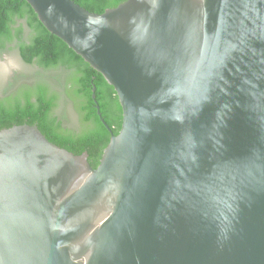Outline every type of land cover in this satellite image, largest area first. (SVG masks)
<instances>
[{"label": "water", "instance_id": "95a60500", "mask_svg": "<svg viewBox=\"0 0 264 264\" xmlns=\"http://www.w3.org/2000/svg\"><path fill=\"white\" fill-rule=\"evenodd\" d=\"M25 1L123 122L97 168L0 130V264H264V0Z\"/></svg>", "mask_w": 264, "mask_h": 264}, {"label": "trees", "instance_id": "16d2710c", "mask_svg": "<svg viewBox=\"0 0 264 264\" xmlns=\"http://www.w3.org/2000/svg\"><path fill=\"white\" fill-rule=\"evenodd\" d=\"M73 1L91 12L103 13L126 0ZM25 27L29 30L27 40L23 38ZM14 40L25 63L67 72L81 128L72 131L63 126L54 114L56 94L46 84L38 83L0 99V130L14 125H37L54 144L76 155L87 152L88 162L97 168L111 133L101 122L96 105L113 134L117 135L122 127L123 111L115 88L82 56L49 32L27 1L0 0V51ZM93 87L97 102L92 98Z\"/></svg>", "mask_w": 264, "mask_h": 264}, {"label": "rangeland", "instance_id": "374dc122", "mask_svg": "<svg viewBox=\"0 0 264 264\" xmlns=\"http://www.w3.org/2000/svg\"><path fill=\"white\" fill-rule=\"evenodd\" d=\"M28 35L29 30L25 27L23 38L27 40ZM13 51L19 54L16 40L6 43L5 48L0 51V57ZM25 65V71L16 73L6 81L0 82V99L15 94L21 88L31 87L38 83L46 84L57 96V107L54 114L63 122L66 129L79 130L81 128L80 117L76 110V101L71 93L67 72L62 69L44 70L37 64L25 63Z\"/></svg>", "mask_w": 264, "mask_h": 264}, {"label": "clouds", "instance_id": "9594fccd", "mask_svg": "<svg viewBox=\"0 0 264 264\" xmlns=\"http://www.w3.org/2000/svg\"><path fill=\"white\" fill-rule=\"evenodd\" d=\"M26 70L23 59L15 51L0 57V82Z\"/></svg>", "mask_w": 264, "mask_h": 264}]
</instances>
